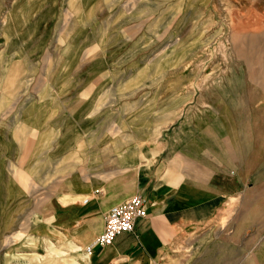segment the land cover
Listing matches in <instances>:
<instances>
[{"label": "rangeland", "instance_id": "374dc122", "mask_svg": "<svg viewBox=\"0 0 264 264\" xmlns=\"http://www.w3.org/2000/svg\"><path fill=\"white\" fill-rule=\"evenodd\" d=\"M228 104L237 129L264 113V0H0V264H74L104 226L66 225L71 185ZM242 197L161 264H237L242 211H264Z\"/></svg>", "mask_w": 264, "mask_h": 264}, {"label": "crops", "instance_id": "0c3cea01", "mask_svg": "<svg viewBox=\"0 0 264 264\" xmlns=\"http://www.w3.org/2000/svg\"><path fill=\"white\" fill-rule=\"evenodd\" d=\"M225 109L222 128L203 123L190 128L181 121L147 148L139 164L123 161L102 178L71 185L66 225L78 223L88 232L104 226L113 206L137 195L146 201L147 215L137 219L134 230L96 247L91 264H161L186 228L211 221L226 202L241 194L243 201L264 199L263 110L253 119L247 107L240 114L251 128L237 129L232 104ZM83 196H90L85 206L79 204ZM241 216L248 224L240 232L251 235L242 237L235 262L264 264V211L248 209Z\"/></svg>", "mask_w": 264, "mask_h": 264}, {"label": "built area", "instance_id": "2783aa9c", "mask_svg": "<svg viewBox=\"0 0 264 264\" xmlns=\"http://www.w3.org/2000/svg\"><path fill=\"white\" fill-rule=\"evenodd\" d=\"M146 215V201L139 195L113 206L105 215V224L102 232L85 247L86 253L92 255L96 247L110 245L118 235L132 232L137 219Z\"/></svg>", "mask_w": 264, "mask_h": 264}, {"label": "bare ground", "instance_id": "6f19581e", "mask_svg": "<svg viewBox=\"0 0 264 264\" xmlns=\"http://www.w3.org/2000/svg\"><path fill=\"white\" fill-rule=\"evenodd\" d=\"M233 19H234V17H233ZM91 236H92L91 231H90V233L88 232L86 234V238L91 237ZM72 249L75 250V252H78V256H79V260L76 261V262H74V264H89V262H90V255L88 253L85 254L83 252L82 247L80 245H78V244H72ZM35 258L36 259H39V256H36Z\"/></svg>", "mask_w": 264, "mask_h": 264}]
</instances>
